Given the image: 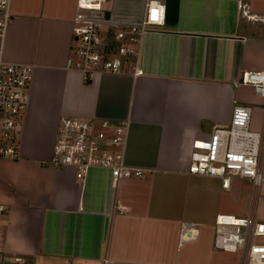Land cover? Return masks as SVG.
I'll return each instance as SVG.
<instances>
[{"label":"crops","instance_id":"obj_1","mask_svg":"<svg viewBox=\"0 0 264 264\" xmlns=\"http://www.w3.org/2000/svg\"><path fill=\"white\" fill-rule=\"evenodd\" d=\"M149 0H108L114 28L139 24ZM165 24L142 37L134 76L68 69L78 0H13L4 59L34 68L20 159L0 160V264H239L214 249L222 214L264 222V181L189 173L192 144L230 124L236 104L264 133V100L242 85L264 71V0H160ZM65 117L130 122L127 162L144 172L114 187L111 174L48 165ZM264 179V145L261 156ZM235 203L243 206L235 209ZM108 230L105 235V223Z\"/></svg>","mask_w":264,"mask_h":264},{"label":"built area","instance_id":"obj_2","mask_svg":"<svg viewBox=\"0 0 264 264\" xmlns=\"http://www.w3.org/2000/svg\"><path fill=\"white\" fill-rule=\"evenodd\" d=\"M108 0H78L73 27L74 47L67 67L80 72L85 82L98 74H123L130 66L134 76L143 71L138 66L142 37L165 24L166 9L160 0H149L147 15L136 25L114 28L107 21L104 4ZM13 0H0V160L20 159L24 118L30 100L34 68L9 63L4 59V45L12 19ZM239 10L248 20L264 23V15L252 14L242 2ZM242 85L250 86L255 96L264 100V71L243 74ZM253 110L236 104L227 126L214 128L210 138L192 144L189 173L217 179L224 190L236 181H249L259 187L264 181L260 171L264 133L252 129ZM130 122L104 120L94 122L65 117L61 120L48 163L58 169H72L85 182L93 169L111 174L113 186L138 180L144 172L127 162ZM5 210L0 206V213ZM264 222L231 214L217 216L214 249L236 255L239 264H264Z\"/></svg>","mask_w":264,"mask_h":264},{"label":"rangeland","instance_id":"obj_3","mask_svg":"<svg viewBox=\"0 0 264 264\" xmlns=\"http://www.w3.org/2000/svg\"><path fill=\"white\" fill-rule=\"evenodd\" d=\"M253 129V128H252ZM237 182H239V181H237ZM245 182H247V181H245ZM249 182V181H248ZM235 209H242L243 208V206L242 205H240V204H237V203H235ZM237 217H241V216H238V215H236ZM261 242H263L264 243V239L261 241Z\"/></svg>","mask_w":264,"mask_h":264},{"label":"water","instance_id":"obj_4","mask_svg":"<svg viewBox=\"0 0 264 264\" xmlns=\"http://www.w3.org/2000/svg\"><path fill=\"white\" fill-rule=\"evenodd\" d=\"M108 222H109V220L107 218L106 223H105V232H104L105 235L107 234V230H108Z\"/></svg>","mask_w":264,"mask_h":264}]
</instances>
